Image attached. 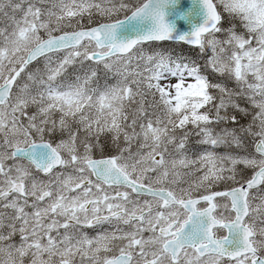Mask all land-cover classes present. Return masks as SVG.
I'll use <instances>...</instances> for the list:
<instances>
[{"label": "snow or ice", "instance_id": "obj_1", "mask_svg": "<svg viewBox=\"0 0 264 264\" xmlns=\"http://www.w3.org/2000/svg\"><path fill=\"white\" fill-rule=\"evenodd\" d=\"M0 264H264V0H0Z\"/></svg>", "mask_w": 264, "mask_h": 264}, {"label": "water", "instance_id": "obj_2", "mask_svg": "<svg viewBox=\"0 0 264 264\" xmlns=\"http://www.w3.org/2000/svg\"><path fill=\"white\" fill-rule=\"evenodd\" d=\"M182 3L185 6H191L192 0H182ZM171 20H175L177 31H188L192 27V25L196 22H198V17H192L191 20L185 21V20H176L175 17H169Z\"/></svg>", "mask_w": 264, "mask_h": 264}, {"label": "trees", "instance_id": "obj_3", "mask_svg": "<svg viewBox=\"0 0 264 264\" xmlns=\"http://www.w3.org/2000/svg\"><path fill=\"white\" fill-rule=\"evenodd\" d=\"M168 44V42H165V45H167Z\"/></svg>", "mask_w": 264, "mask_h": 264}]
</instances>
